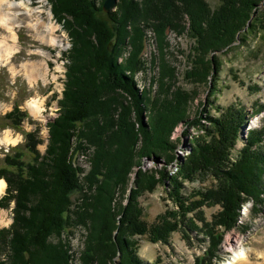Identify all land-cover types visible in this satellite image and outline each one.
<instances>
[{
	"label": "trees",
	"instance_id": "16d2710c",
	"mask_svg": "<svg viewBox=\"0 0 264 264\" xmlns=\"http://www.w3.org/2000/svg\"><path fill=\"white\" fill-rule=\"evenodd\" d=\"M48 1L72 45L64 53V91L58 116L46 124L45 152L39 150L40 131L26 133L24 144L11 148L0 166L8 183L0 207L15 203L12 224L0 229V264H113L117 255L116 264H147L132 238L167 241L188 213L207 202L223 205L218 225L231 229L242 195L258 200L264 194V126L250 129L243 148H237L245 125L264 106L250 113L243 105L223 109L211 103L221 118H209L210 127L204 126L178 176L169 177L165 167H139L146 159L171 164L160 153L174 149L170 137L188 123L185 114L194 100V93L176 86L165 54L167 32L187 31L194 40L187 81H218L222 63L213 53L264 38V0H220L214 9L207 0H118L108 13L106 0ZM150 33L160 54L151 61L157 74L142 89L136 78L149 69L143 53ZM211 89L212 95L218 92L216 85ZM28 117L15 105L0 126L20 130ZM136 169L135 188L127 197ZM209 172L225 183L184 195L183 182ZM155 173L169 185L179 210L149 224L140 198L158 184ZM78 229L85 234L83 248L76 251L72 238ZM216 229L213 238L221 236Z\"/></svg>",
	"mask_w": 264,
	"mask_h": 264
},
{
	"label": "rangeland",
	"instance_id": "374dc122",
	"mask_svg": "<svg viewBox=\"0 0 264 264\" xmlns=\"http://www.w3.org/2000/svg\"><path fill=\"white\" fill-rule=\"evenodd\" d=\"M207 2L213 9L220 4V0ZM65 18L73 23L70 16ZM51 22L56 27L52 35L47 32V26ZM180 33L176 30L167 32L168 45L165 54L176 72V86L195 94L185 114L188 123H181L171 135L170 142L175 146L174 149L160 153L163 160L170 158L171 164H156L151 160L145 162V166L139 167L144 171L163 170L165 167L169 177L178 176L182 163L191 157L196 140L202 137L204 126L211 125L209 118H221V113L214 110L211 103L216 102V105L223 109L232 105H243L250 113L252 109L264 106L263 37H252L244 45L236 42L238 47L228 53H224L226 49L213 53V57H217L222 63L218 81L210 77L207 83H191L184 78V73L190 67L189 57L194 40L187 31ZM0 41L4 42L2 54L6 56L11 53L8 60L0 61V123H4L2 118L11 112L15 105L29 116L23 121L20 130H4L0 126V139L3 140L8 135L13 139L9 144H0L2 166L3 159L10 149L24 144L26 133L39 130L43 140L39 150L42 154L45 152L49 137L46 124L58 116V101L62 98L66 80L67 60L64 53H67L72 45L63 24L55 20L48 0H0ZM159 54L154 35L150 33L143 53L149 69L139 73L136 78L142 89L148 87L151 77L157 74L154 67L151 69V61ZM33 64L38 66L36 74L31 73ZM215 85L218 92L212 95L211 87ZM36 103L41 105L38 115L31 111V106ZM263 126L264 108L245 125L237 148L242 149L245 145L243 135L248 128ZM80 163L86 166L84 159H81ZM138 169L131 174L127 197L135 188V173ZM155 174L158 184L140 198L145 209V220L149 224H154L168 211L179 210L169 185L159 173ZM214 174H199L193 181L183 182L184 195H191L203 188L214 189L225 183L222 177H215ZM0 180L6 182V188L0 195L1 200L8 195V183L1 177ZM242 200L240 215L231 229L218 225L224 218V215L221 217L225 212L223 205L207 202L188 213L179 229L172 232L167 241L153 242L148 235L132 238L138 240L139 256L147 264H231L235 256L247 252L251 264H261L264 256V194L258 200L242 195ZM127 203L128 198H125L123 204ZM14 207V202L9 208L0 207V229L8 228L12 224ZM215 228L220 232V237L213 238L210 234ZM84 234V229L75 231L72 245L76 251L83 248ZM228 239H238L239 245L235 250L227 246ZM215 247L216 250L213 251ZM119 261L120 257L117 255L113 264Z\"/></svg>",
	"mask_w": 264,
	"mask_h": 264
},
{
	"label": "bare ground",
	"instance_id": "6f19581e",
	"mask_svg": "<svg viewBox=\"0 0 264 264\" xmlns=\"http://www.w3.org/2000/svg\"><path fill=\"white\" fill-rule=\"evenodd\" d=\"M2 1V0H1ZM50 16V19H51V15ZM4 22L6 21V19L4 18L3 19ZM56 27L52 24H49L47 26V32H49L50 35H52L55 31ZM54 43L56 42L54 39L52 40ZM4 46V42L3 41H0V61H6L9 59V55H11V53L8 55H3L2 54V48ZM6 48V47H5ZM33 67L31 68V73L32 74H36L38 72V66L36 64H33L32 65ZM40 108H41V105L36 103L34 105L31 106V111L34 113V114H39L40 113ZM12 138L8 135L5 139H0V144H9L12 142ZM6 188V182L4 180H0V195L4 192ZM227 246L229 247V249H232V250H235L237 248V245H239V241L238 239H228L227 241ZM260 259V258H259ZM261 264H264V256L262 257L261 259ZM251 264L250 263V256L249 254L246 252V253H243V254H239L238 256H235L234 260H232V263L231 264Z\"/></svg>",
	"mask_w": 264,
	"mask_h": 264
},
{
	"label": "water",
	"instance_id": "95a60500",
	"mask_svg": "<svg viewBox=\"0 0 264 264\" xmlns=\"http://www.w3.org/2000/svg\"><path fill=\"white\" fill-rule=\"evenodd\" d=\"M117 2H118L117 0H106V2L104 3V7H103L104 12L108 13L111 9H113L117 5ZM215 73H216V68L214 66L213 74H215ZM149 161H151V160H149V159L144 160L142 165L145 166V162H149ZM153 162L156 164L160 163V161H153Z\"/></svg>",
	"mask_w": 264,
	"mask_h": 264
},
{
	"label": "built area",
	"instance_id": "2783aa9c",
	"mask_svg": "<svg viewBox=\"0 0 264 264\" xmlns=\"http://www.w3.org/2000/svg\"><path fill=\"white\" fill-rule=\"evenodd\" d=\"M247 134H248V129H247L246 134L244 136L247 137Z\"/></svg>",
	"mask_w": 264,
	"mask_h": 264
}]
</instances>
